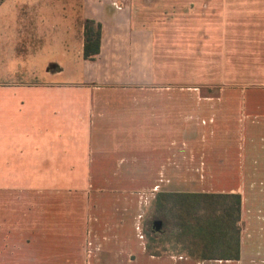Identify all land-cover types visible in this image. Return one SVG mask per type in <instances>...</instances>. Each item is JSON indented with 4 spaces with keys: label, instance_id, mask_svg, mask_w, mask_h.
Returning <instances> with one entry per match:
<instances>
[{
    "label": "crops",
    "instance_id": "0c3cea01",
    "mask_svg": "<svg viewBox=\"0 0 264 264\" xmlns=\"http://www.w3.org/2000/svg\"><path fill=\"white\" fill-rule=\"evenodd\" d=\"M85 19L101 26L99 52L91 59L82 56ZM199 22L207 31L221 29L222 89L256 84L264 91V0H0V227L7 207H22L21 213L29 216L43 189L65 195L69 208L71 191L81 190V181L124 174L144 182L147 211L158 193L240 195L239 259L197 262L173 246L164 254V245L160 254L151 255L130 222L124 235L115 230L102 243L114 263L131 257L128 264H255L257 259L264 264V186L254 182L264 179V168L248 166L252 161L246 160L247 149L254 154L256 147L248 138L257 140L263 127L258 103L244 102L236 117L233 109H225L221 139H207L199 128L214 123L216 106L222 100L229 106L245 93L222 91L215 98L113 90L215 83L199 81V67L183 63L188 59L168 43L171 34L162 32L196 31ZM55 31L61 32L56 46ZM40 52L45 59L52 53L62 62L70 59L74 80L23 81V58L36 60ZM252 96L254 101L261 97ZM186 131L189 138H183ZM153 132L157 135L150 138ZM165 133L173 134L166 138ZM133 149L140 151L134 153L141 156L138 161L131 158ZM145 181L154 183L146 187ZM247 185H253L250 191ZM19 221L14 236L23 240L19 230L29 227L32 233L37 220ZM115 224L110 227L120 226ZM11 258L15 264H49L30 250L0 253V260Z\"/></svg>",
    "mask_w": 264,
    "mask_h": 264
},
{
    "label": "rangeland",
    "instance_id": "374dc122",
    "mask_svg": "<svg viewBox=\"0 0 264 264\" xmlns=\"http://www.w3.org/2000/svg\"><path fill=\"white\" fill-rule=\"evenodd\" d=\"M205 1V0H204ZM214 5L219 8L221 7L220 2L214 1ZM186 3L183 4V8ZM188 6V5H187ZM190 10H192L193 5L190 4ZM198 4L195 5L197 8ZM200 15V13L198 12ZM194 13L191 17L193 20L195 15ZM220 16V12H218ZM81 20V24H82ZM201 22V21H200ZM199 22V24H200ZM195 28L192 31H162L164 33L171 34V43L180 51L181 58H186L183 63H188L198 66L199 81H212L215 83H203L193 85H161V86H151L144 88H116L113 90L117 91H181V92H194L202 93L203 95H213L215 98L218 97V94L222 91H235L243 92L242 96H239L240 99H234L229 101V106L223 105V100L216 106L214 109V123H208L207 128L200 129L202 132L205 131L203 137L221 139L222 127V113L225 109L231 108L234 110L233 117H236L240 112L238 109H243L244 102L258 103L256 108L261 114L259 117L262 128L257 136V140L250 142H256V147L254 149V154L249 152L253 151L247 149L246 160H251L253 168L259 169L260 167L264 168V91L259 89V87L254 84L251 86L240 85L239 87H232L222 89L221 84V41H220V28L219 31H207V27ZM158 32V31H154ZM61 32L55 31L54 35V46H56V39H59L56 34ZM219 34V35H218ZM73 37V35H71ZM50 36L43 37L41 40L46 41ZM40 40V39H39ZM72 42V40H71ZM167 45V44H166ZM188 48H191V51H187ZM75 54V51L73 52ZM191 53V54H190ZM44 52H40L37 59L23 58L21 70L19 76L23 81L27 78L33 80L35 77L43 80H58L66 81L69 79L74 80L75 74L72 68V63L68 65L67 57L64 58L63 62L61 58L52 53L48 59H45ZM67 56V55H65ZM72 58V57H71ZM28 64H27V63ZM206 66V70L202 71L201 66ZM69 67V68H68ZM20 70V71H21ZM189 72V67L186 69ZM205 75H202V72H205ZM31 74H30V73ZM204 76V78H203ZM203 78V79H202ZM8 80V79H7ZM254 94H260V99L254 101ZM262 94V95H261ZM201 101V100H200ZM205 101V100H204ZM186 102V101H183ZM227 102V101H226ZM218 120V121H217ZM248 120V118H247ZM221 121V124L220 122ZM190 125L188 124V127ZM195 124H192L191 128H194ZM210 128H212L210 130ZM173 133H165L166 138H170V135ZM147 135V134H146ZM153 135L150 138H154V135H157V132L149 133ZM208 135V136H207ZM241 135V134H240ZM240 135L236 134L237 139L240 138ZM183 138H189V132H184ZM193 138V136H192ZM195 138V137H194ZM198 138H202L199 137ZM246 140V137H244ZM243 139V140H244ZM244 142V141H242ZM139 150V149H138ZM138 150L133 149L132 154ZM121 154V149L119 150ZM140 152V151H138ZM117 155V156H118ZM118 156V157H119ZM132 160H137L141 158L138 154H134ZM248 158V159H247ZM138 161V160H137ZM119 177L114 179H101V180H89L85 181L84 184L81 181V190L71 191L69 197V205L67 208L66 197L62 193L55 194L49 190L43 189V191L38 195L36 209L32 210V213L29 215L32 219L37 220V224L34 225L33 232L31 233L29 227L22 228L19 231L25 236L22 237L23 240L15 238L14 233L18 234L15 227V222H24L25 219L30 220V217L25 216V213H21L22 207L17 208L7 207V211L4 212L6 216V221L3 222L2 227H0V253L2 254H16L18 252H27L32 251V253L37 254L40 260H46L49 264H128L131 262V257L122 258L116 260L115 263L111 261L108 257L109 249H106V246L102 247V243L107 236H114V231L118 230L120 234H125L127 231V223L132 222L134 224V231L136 239H139L140 242L143 239L148 241L147 231L152 225L153 221V209L151 207L147 211V194L144 190V182L140 179H126L122 175L118 174ZM259 184H263L264 179H258L254 181ZM146 187L149 184H153L154 181H145ZM262 186V187H263ZM253 185H247L248 191L252 189ZM251 198V196H250ZM23 204V202H22ZM16 211V212H15ZM69 217V218H68ZM119 224L120 226L110 227L111 223ZM101 222L105 227L99 228ZM122 223V224H121ZM115 224V225H117ZM110 227V228H109ZM3 230V231H2ZM250 228L247 230L249 232ZM2 231V232H1ZM19 235V234H18ZM139 236V237H138ZM108 239V238H107ZM166 239V238H165ZM166 241V240H165ZM158 239L154 241L152 245V250H162L163 245L166 248L164 254H168V248L171 247L169 243H164L163 245L157 244ZM146 244V242H145ZM101 247V248H100ZM110 247L107 244V248ZM172 252V251H171ZM177 252V251H176ZM175 252V253H176ZM184 254V252L178 253ZM45 258V259H42ZM68 258V259H67ZM168 259V258H167ZM18 261L12 260V258L6 261L0 260V264H15ZM245 264L246 261L242 262ZM249 263H252L249 261ZM262 261L257 259L255 264H261ZM167 264H173L170 260L167 261ZM176 264H195L181 260V263ZM202 264V263H200ZM203 264H240L237 262H205ZM248 264V262L246 263Z\"/></svg>",
    "mask_w": 264,
    "mask_h": 264
},
{
    "label": "trees",
    "instance_id": "16d2710c",
    "mask_svg": "<svg viewBox=\"0 0 264 264\" xmlns=\"http://www.w3.org/2000/svg\"><path fill=\"white\" fill-rule=\"evenodd\" d=\"M100 30V23L92 19L83 21V58L91 59L98 54ZM153 217L145 245L151 255L161 253L152 250L157 238V244L169 243L178 253L184 252L197 262L239 259L238 194L158 193ZM154 221L160 222L158 229Z\"/></svg>",
    "mask_w": 264,
    "mask_h": 264
},
{
    "label": "water",
    "instance_id": "95a60500",
    "mask_svg": "<svg viewBox=\"0 0 264 264\" xmlns=\"http://www.w3.org/2000/svg\"><path fill=\"white\" fill-rule=\"evenodd\" d=\"M153 224H154L155 229H158L159 226H160V222L159 221H154Z\"/></svg>",
    "mask_w": 264,
    "mask_h": 264
}]
</instances>
